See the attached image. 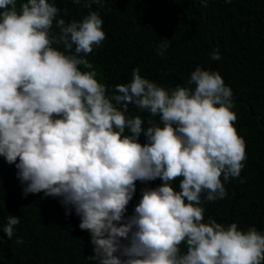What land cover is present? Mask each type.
<instances>
[{"label":"clouds","instance_id":"9594fccd","mask_svg":"<svg viewBox=\"0 0 264 264\" xmlns=\"http://www.w3.org/2000/svg\"><path fill=\"white\" fill-rule=\"evenodd\" d=\"M92 4L103 0L83 7ZM103 39L96 11L65 23L50 0H21L19 10L0 0V157L14 165L22 195L42 192L77 215L92 264H262L264 233L203 222L200 194L224 199L221 177H239L245 159L231 89L197 66L183 87L165 90L133 69L129 83L106 90L84 58ZM167 43L159 40L158 55ZM129 104L148 118L127 117ZM157 178L126 215L135 182ZM18 222L9 215L6 237Z\"/></svg>","mask_w":264,"mask_h":264},{"label":"trees","instance_id":"16d2710c","mask_svg":"<svg viewBox=\"0 0 264 264\" xmlns=\"http://www.w3.org/2000/svg\"><path fill=\"white\" fill-rule=\"evenodd\" d=\"M50 2L65 23L98 13L104 39L84 58L106 90L129 83L133 69L165 90L186 86L197 66L220 74L233 93V127L244 140L245 159L239 177L226 183L221 177L224 199L205 201L206 193L200 194L203 222L211 218L225 227L236 223L238 230L254 227L264 233V0H207V7L201 0H103V7L91 8L83 7L85 0ZM20 3L16 0L17 10ZM161 38L168 43L158 55ZM214 49L219 60L211 59ZM80 70L89 71L83 66ZM125 115L148 118L132 104ZM152 119L159 123L158 116ZM139 142H145L143 134ZM179 179L172 182L174 189ZM160 184L158 178L136 181L126 215L132 214L141 189ZM22 188L14 165L0 157V264H92L86 259L92 255L90 236L79 229V217L65 216L58 200L42 192L22 195ZM9 215L19 220L11 238L3 233Z\"/></svg>","mask_w":264,"mask_h":264}]
</instances>
